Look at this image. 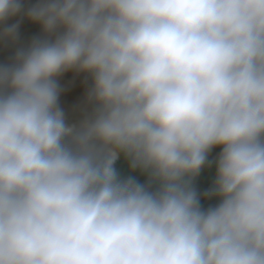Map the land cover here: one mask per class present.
<instances>
[{"label": "clouds", "instance_id": "clouds-1", "mask_svg": "<svg viewBox=\"0 0 264 264\" xmlns=\"http://www.w3.org/2000/svg\"><path fill=\"white\" fill-rule=\"evenodd\" d=\"M20 15L44 37L0 65V264H264V0H0V36Z\"/></svg>", "mask_w": 264, "mask_h": 264}, {"label": "crops", "instance_id": "crops-1", "mask_svg": "<svg viewBox=\"0 0 264 264\" xmlns=\"http://www.w3.org/2000/svg\"><path fill=\"white\" fill-rule=\"evenodd\" d=\"M37 0H23L25 9L33 6ZM19 21L18 38L15 41L5 39L0 36V65L10 64L14 60L16 51L21 47H27L34 38H43L44 33L39 24L31 22L26 16L20 15L13 17L7 24L16 23ZM35 25L36 32L33 31L30 25ZM0 25V30H2ZM58 84L61 88L59 97V105L63 109L66 121L70 125H79V123L91 112V105L87 103V94L92 85L90 74L69 70L58 77ZM220 148H214L209 153V161L213 162L210 166H206L201 170V173L192 181L193 186L199 191L204 189L207 192L212 188L215 180V164L214 160ZM114 167L121 178L132 177L140 183L147 182L146 174L142 173L139 169H132L130 161L122 154L115 162ZM207 196L201 198V204L207 208L218 203L215 196ZM209 204V206H205Z\"/></svg>", "mask_w": 264, "mask_h": 264}, {"label": "built area", "instance_id": "built-area-1", "mask_svg": "<svg viewBox=\"0 0 264 264\" xmlns=\"http://www.w3.org/2000/svg\"><path fill=\"white\" fill-rule=\"evenodd\" d=\"M198 192L200 193L201 198L207 196V195H205V193H206L207 191L204 190V189H200Z\"/></svg>", "mask_w": 264, "mask_h": 264}, {"label": "trees", "instance_id": "trees-1", "mask_svg": "<svg viewBox=\"0 0 264 264\" xmlns=\"http://www.w3.org/2000/svg\"><path fill=\"white\" fill-rule=\"evenodd\" d=\"M31 26V28L33 29V31L34 32H36L37 30H36V27H35V25L33 24V25H30ZM203 199V198H202ZM207 199L209 200L210 199V197H209V195H207ZM203 205V204H202ZM205 206L207 207V206H209V204H205Z\"/></svg>", "mask_w": 264, "mask_h": 264}, {"label": "rangeland", "instance_id": "rangeland-1", "mask_svg": "<svg viewBox=\"0 0 264 264\" xmlns=\"http://www.w3.org/2000/svg\"><path fill=\"white\" fill-rule=\"evenodd\" d=\"M218 199V198H217Z\"/></svg>", "mask_w": 264, "mask_h": 264}]
</instances>
